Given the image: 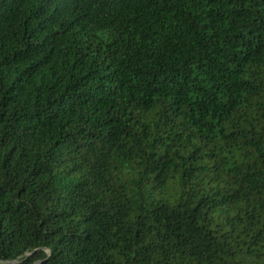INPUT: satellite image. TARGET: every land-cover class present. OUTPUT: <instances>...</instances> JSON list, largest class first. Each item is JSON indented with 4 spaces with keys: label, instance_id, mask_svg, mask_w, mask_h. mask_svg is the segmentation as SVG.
I'll return each instance as SVG.
<instances>
[{
    "label": "trees",
    "instance_id": "16d2710c",
    "mask_svg": "<svg viewBox=\"0 0 264 264\" xmlns=\"http://www.w3.org/2000/svg\"><path fill=\"white\" fill-rule=\"evenodd\" d=\"M0 264H264V0H0Z\"/></svg>",
    "mask_w": 264,
    "mask_h": 264
}]
</instances>
